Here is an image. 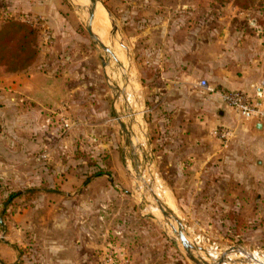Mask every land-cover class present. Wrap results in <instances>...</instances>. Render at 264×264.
<instances>
[{
	"label": "rangeland",
	"instance_id": "rangeland-1",
	"mask_svg": "<svg viewBox=\"0 0 264 264\" xmlns=\"http://www.w3.org/2000/svg\"><path fill=\"white\" fill-rule=\"evenodd\" d=\"M58 1L61 21L43 16L52 45L28 24L39 55L21 74L37 78L43 95L15 94L16 121L0 120V264H192L150 189L213 259L238 248L224 264H264V180L248 147L233 145L235 133L220 123L214 47L246 35L264 47V0L248 10L216 0H100L118 60L106 70L85 9ZM32 16L0 0V30ZM232 61L227 67L242 71ZM125 75L136 104L116 99Z\"/></svg>",
	"mask_w": 264,
	"mask_h": 264
},
{
	"label": "crops",
	"instance_id": "crops-1",
	"mask_svg": "<svg viewBox=\"0 0 264 264\" xmlns=\"http://www.w3.org/2000/svg\"><path fill=\"white\" fill-rule=\"evenodd\" d=\"M6 2L14 12L42 15L48 18L52 24L61 21V5L58 0H6ZM245 39V41L232 43L224 37L220 38L214 46L217 47L215 48L217 52L215 61L222 68L220 83L230 89H244L264 99L262 86V82H264V47H262L260 39L251 35H246ZM232 59L234 61L231 64L240 66L242 71L234 72L229 66L227 67L228 62ZM221 87L220 90L224 89ZM43 89L37 78H29L26 74L1 76L0 104H5V107L0 110V120L6 123L16 121L9 118L14 107L10 101L17 100L13 97L15 94H23L25 99L32 98L34 100L42 97ZM215 95L220 101L219 94ZM8 96L12 97L9 99ZM221 106L224 114L220 123L235 133L233 145H239L246 150L248 147L249 154L254 157L251 160L253 172L256 177L264 180V122L245 120L222 103Z\"/></svg>",
	"mask_w": 264,
	"mask_h": 264
},
{
	"label": "water",
	"instance_id": "water-1",
	"mask_svg": "<svg viewBox=\"0 0 264 264\" xmlns=\"http://www.w3.org/2000/svg\"><path fill=\"white\" fill-rule=\"evenodd\" d=\"M83 1L86 2L87 4L85 6H82L83 5L82 3V5H80L79 7L84 8L87 14L88 34L90 35L94 43L97 46H99L108 56V62L105 61V59L101 56L103 67L106 70L108 66L107 63L110 62L111 58L116 59V61L118 60L113 55L111 50L107 47V45H105V43L101 40V38L93 32L92 23L95 18L97 6L98 4H101V2L100 0H83ZM106 12H107V15L110 17V13L107 10ZM113 27H114V33H116L117 27L115 25H113ZM122 69L125 72V67L122 66ZM106 76H107L108 81L111 82L109 76L108 75ZM125 81H126V84H125L124 90H121L118 87H113L118 92L116 99L119 98L120 93L126 96V90H127L128 82H129V78L126 75H125ZM130 116H131V122H130V127H129L130 128L129 137H130V143L133 147V150L135 151L134 140H137V136L134 131L135 116L131 110H130ZM120 125L123 131H127V128L125 127V125L123 124L121 120H120ZM150 194L157 204V209L160 211L162 216L166 219L167 224L172 228L176 236V239L174 240L175 245L178 246V242H177V239H178L181 243L184 254L191 261L192 264H224L227 259H230L228 258V256L231 255L232 252H235V253L239 252L238 248H232L231 250L219 256L218 257L219 259H213L212 256H210L209 251L207 249L205 250V248L200 247L196 242H193L189 239L187 232L185 230V224L180 220V218L173 211L170 210L169 207L165 206V204L161 202L157 194H155V192L152 189H150ZM202 253L205 255L206 259H209L211 262H208L202 256Z\"/></svg>",
	"mask_w": 264,
	"mask_h": 264
},
{
	"label": "trees",
	"instance_id": "trees-1",
	"mask_svg": "<svg viewBox=\"0 0 264 264\" xmlns=\"http://www.w3.org/2000/svg\"><path fill=\"white\" fill-rule=\"evenodd\" d=\"M222 4L234 3L248 10L262 0H216ZM39 55L37 31L22 22H10L0 30V71L3 75H18L34 65ZM20 194L11 195L9 201Z\"/></svg>",
	"mask_w": 264,
	"mask_h": 264
},
{
	"label": "built area",
	"instance_id": "built-area-1",
	"mask_svg": "<svg viewBox=\"0 0 264 264\" xmlns=\"http://www.w3.org/2000/svg\"><path fill=\"white\" fill-rule=\"evenodd\" d=\"M25 23L39 30L42 36V43L45 45H52L54 43V36L43 16H32L25 20ZM198 85L200 88L214 91L206 80H202ZM262 86L264 88V82H262ZM217 93L219 94L221 103L243 119L257 123L264 122V99L257 94L246 90H221ZM228 134V132L220 133L222 138H226Z\"/></svg>",
	"mask_w": 264,
	"mask_h": 264
},
{
	"label": "bare ground",
	"instance_id": "bare-ground-1",
	"mask_svg": "<svg viewBox=\"0 0 264 264\" xmlns=\"http://www.w3.org/2000/svg\"><path fill=\"white\" fill-rule=\"evenodd\" d=\"M73 1V3L76 5V6H80V5H82V3H83V0H72ZM104 18H106V19H108V16H107V12H106V10H105V8L103 7V5H101V4H98V6H97V10H96V14H95V18H94V20H93V23H92V27H93V32L96 34L97 33V29H99L100 30V38H101V40L105 43V45H107V32H106V28H105V26H104ZM98 21V27L96 28L95 27V23ZM97 35V34H96ZM108 46V45H107ZM125 74V73H124ZM119 77V76H118ZM112 79V78H111ZM130 81V80H129ZM129 87V86H128ZM127 87V88H128ZM132 89V88H131ZM136 89V88H135ZM132 91V90H131ZM134 91V90H133ZM127 93V92H126ZM129 93V92H128ZM133 93V92H132ZM122 94V93H121ZM130 94V93H129ZM128 94V96H127V98H126V96L125 95H123L125 98H126V100H127V102L129 103V104H131L133 101H132V95H129ZM127 95V94H126ZM121 100H124V99H121ZM132 101V102H131ZM125 103V102H124ZM137 103V102H136ZM136 103H134L133 102V104H136ZM120 104H121V102H120ZM129 104H127V105H129ZM123 105H125V104H123ZM126 106V105H125ZM135 106V105H134ZM133 107V106H132ZM166 193V192H165ZM167 195V194H166ZM157 196H159V195H157ZM160 198V197H159ZM162 199V198H161ZM166 199H168L167 198V196L165 197V200ZM166 202V201H165ZM167 202H168V200H167ZM166 204V203H165ZM156 212V211H155ZM154 212V213H155ZM157 212H159V211H157ZM156 212V213H157ZM157 214H155V216H156ZM158 216V215H157ZM210 256H212V255H210ZM250 256V255H249ZM250 257H252V259L254 260V261H257L258 260V256L255 254H253V255H251ZM213 258V257H212Z\"/></svg>",
	"mask_w": 264,
	"mask_h": 264
}]
</instances>
